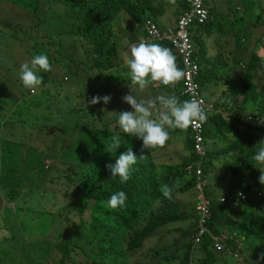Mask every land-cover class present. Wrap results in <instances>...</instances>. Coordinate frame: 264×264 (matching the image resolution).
I'll use <instances>...</instances> for the list:
<instances>
[{
  "label": "trees",
  "instance_id": "obj_1",
  "mask_svg": "<svg viewBox=\"0 0 264 264\" xmlns=\"http://www.w3.org/2000/svg\"><path fill=\"white\" fill-rule=\"evenodd\" d=\"M12 1L15 3L18 1L19 6L31 13L32 20H27L28 23L25 25L17 16V13L13 14V20L8 21L7 18L5 27L11 32V38H15L13 37L14 34L22 35L23 31H27L26 26H30L28 28L31 30L30 39L36 41L37 36L44 38L48 33V28H52V26L48 24H54L55 21L57 22V19H60L61 26H57V28H59L57 30V36L74 38V44L75 40L84 41L89 47V53L91 55V57H89L94 61V65L93 63L90 65L85 61L83 66H85L86 69L94 67V70L100 68V65H104L109 69L114 68L112 58H115L117 63L119 50L116 48L117 44L115 38L117 41L122 39L120 38L121 34L119 35L120 37H118V31L115 32V28L118 24L125 22L132 28L139 25L142 27L141 29H143L147 19H156L158 10V2L156 0H52L55 2L53 6L58 3L61 9L60 12L50 7L52 10L51 13L47 12V16H43V2L46 6H49L51 0ZM179 1L183 2V5H186V0ZM153 4H156V6H153ZM218 7V5H215L210 10L211 17L205 23H199L197 21L196 28L193 29L192 39L197 48V51H195V53H197L196 58L201 62V72L198 76L199 82L202 85H206L207 82L210 84L212 82V78L210 77L211 74H216L221 77V81L217 79L215 82L216 84L211 85L210 88L207 89V92L212 93V96L215 97L217 93H219L216 89L224 88L226 91L224 93V98L226 97V99H221L220 101L218 99L216 101L215 106L217 111L215 116L212 115L209 123V126L211 123L215 124L213 133L210 132L208 127V138L210 143L212 142L214 134L221 137L216 138V143L212 142V146L215 149H213L212 152L209 151L208 157L204 159V161H206L204 164L205 174L207 177L212 176L218 169L217 163L224 161V156L231 154L230 163L232 165H228L229 173H227V175H230L231 181H229L227 177H223L219 182L209 184L207 194L212 197L214 201L213 213H211L208 224L212 235H206L201 245L202 247L200 246L201 248L199 247V249L202 250L201 253L214 250L213 244L216 237L219 235L220 237L225 236L218 230L219 221L227 219L228 215L225 212L229 211L233 214V219L230 222L236 225L235 229L241 231V242L237 240L240 234L236 232V238H231V236H229L230 238L224 237L223 240L228 241L230 246L234 249H236L240 243L248 244L253 256H246L247 251L241 250L245 253L246 263L257 264V262H259V264H264V260H260V254L264 253V200L260 199L258 202H255V200H248L242 205H234L235 207L227 206L219 202V198L223 194L235 193L238 192L239 189L248 192L250 189V182H254L261 189H264V185L259 182V177L261 175L260 169L264 168V165L259 164L253 159V156L258 150L257 144L259 140H261V136H263L262 140H264V126L263 124L259 126L243 120V117H248L249 115L264 120V107H259L260 99L264 98V77L261 76V69L264 68V63H261L262 61L257 53L253 51L249 56V52L247 51L248 55L239 62H237L236 57H234L235 64L240 68L239 72H237L235 68H231L232 72H235L234 74H232V72L229 73L227 70L222 74V64L217 66L218 69H216V71H210L209 63L214 66L211 60H207L204 66V56L207 53L208 45L207 40L208 37L214 33L211 29L214 26H222L221 18L220 24H218ZM262 10L264 11V8H262ZM258 11L259 10L255 8L252 14H250L251 22L253 23L255 18H257L255 23L264 26V12ZM57 12L61 16L56 19L55 14ZM245 13L248 14L247 12ZM215 21H217V23H215ZM225 23L229 24L227 19ZM233 35L235 36L234 46L236 50L238 47L236 45L240 43V36L239 33L235 32ZM0 36L5 37L8 35L3 36L1 34ZM52 37L53 36L48 35L47 39L50 40ZM58 45L61 46V49L63 46L58 42H54L53 51L55 54L57 53V57L55 56L54 58L49 52H46L51 64L56 63L54 66H58V59L64 63L65 61L66 63L69 61L72 63L77 61V59H74L76 53L67 55L60 53ZM73 46H70V49H74ZM221 49H224V47ZM43 50L47 51L48 48L46 50L44 47ZM5 55L9 58L11 53L8 52ZM28 55V58L34 57L30 52H28ZM19 59L20 58H18V60ZM13 60L14 59L11 58V61ZM26 62L28 61H25V63ZM216 63H218V61H216ZM177 64L179 68H181L180 63L177 62ZM18 65L21 67L22 63H18ZM55 70L57 72L60 71L57 68H55ZM37 74L43 77V83L38 89H43L44 95L50 96L49 91L45 90V87H48V85L52 83V80H49L51 79L50 74L42 70ZM126 77L129 79L128 76ZM55 78H57V75ZM127 78H124V80H127ZM181 82L182 80L180 83ZM181 84H178V86H181ZM120 86H123V84L121 83ZM26 90L29 92V89ZM121 90L122 89L117 91L112 87L105 92L106 95L111 97L108 104H104L103 101H101L96 104V108L92 106L87 107L86 104V108H76V110H74L79 113V120L75 127V132H78L76 142L74 146L70 148L68 154L63 155L61 159L59 157L54 158V163L51 168L52 172L50 171L49 173L45 172L43 165V157H45V154L43 153L42 155V152L38 148L27 146V149H22L19 143L8 142L5 137H1V128H3L4 131V129L9 126V123H13L14 120H16L14 115L6 119V113L13 109L9 104L4 103V106L0 107V146H3V149H0V188L12 189V195L20 193L17 189L13 190L17 187L15 185V180H18L23 187H28L27 185L24 186V182L25 179L31 178L27 176H29V173L31 174V172H33L34 176L40 177L41 182L38 184H31L34 188L23 189H26V193L33 189H37L38 192L47 194L48 192L50 193V184H47V182L49 180H51L49 182H52L51 176L54 174V171L56 172L58 169L55 160L67 163L74 169L75 174L73 178L69 180L67 188H76L72 196V208L73 211H75V218L78 224L73 222V226L78 229L79 233L77 238L80 239H75L77 244L67 242L68 245L72 243V248L69 246L67 250L64 248L65 244L62 245L63 248L59 247L61 248L60 264H66L68 257L72 254L75 255L76 258H80V254L83 255L78 264H136L130 260V258L135 256L134 254L137 253L139 256L145 257L149 256V252H144V243L148 239L151 237H158L169 225H173L176 229L175 224L184 220H189L187 223L189 231H184L181 233V236L176 232V238L173 236L171 244L164 243L163 241L161 245L157 244L148 257V261H151L152 264H156L158 258H164L171 264L173 261H175V264H190L192 260L191 250L194 245L192 238L196 234L199 225V215L196 210L199 191L196 186V178L190 180L187 176L189 167L198 163L201 158L192 153V144H188L189 146L186 148L187 146H185L182 141H179L181 145L174 147L171 145L173 143L172 141L163 147L167 149V151H165L167 157L166 160L163 161L164 165L159 166L161 163L153 161L151 157V149H144L141 151L143 148V141L140 138L126 133H119V115L107 117L105 109L109 108V106H113ZM16 99L23 103L21 107L30 106L32 104L25 98H20L18 94ZM228 106L231 107L229 108ZM233 106L236 107L234 115L232 111ZM251 106L257 108L256 112L247 111ZM99 107L100 110L97 109ZM4 114L5 116L3 117ZM2 119L4 122H1ZM55 129H57L58 132H62L59 125H57ZM175 131L177 130L169 129V140H174L172 132L175 134ZM115 134L122 135L124 143L116 153L112 154L107 152V145L111 142L109 140L111 135ZM218 143L219 146H221L220 149L218 148ZM129 147H131L132 151L137 155L138 162L134 166L131 179L126 183H122L119 177L112 178L106 165L109 163L114 164L119 155L126 152ZM24 151H26L28 155L22 157L21 155ZM34 154H37V156L33 157L32 155ZM142 155L144 158L140 159L139 157ZM26 159L27 161L23 165L26 166L27 171L25 173L16 172L14 169V162L17 161L22 164ZM11 161L14 162L8 167ZM227 164L226 162V166ZM224 169H226V167ZM224 169H219V172L225 171ZM18 173L21 175L18 176ZM21 176L23 178L18 179V177ZM43 177L45 180L42 179ZM186 178L189 180H186ZM177 182L179 186L173 187L172 198H165L160 191V187L164 184L174 186ZM41 187H43V189H40ZM119 191H124L127 195L126 206L118 209H110L108 207V200L112 194ZM18 196H20V194L11 196V200L15 201ZM177 201L185 208L182 209L183 213H181V215L179 212H176V210L182 208L178 205ZM69 203H71V201ZM93 203L95 209H93ZM3 209L4 208L0 206V213ZM16 211L17 210L13 212L7 211L9 214L3 216L7 218L15 215L16 218L23 221L22 217L14 214ZM168 212L176 213L169 214ZM92 226H94L96 231L104 228H107V230L100 231L102 232L101 237L97 231L98 235L96 237V242H99L100 246L92 247L93 250H89V253L85 254L82 244L83 241L81 239L84 238L83 236ZM169 227L172 228V226ZM7 230H12L11 224L7 227ZM12 239H16V236L11 234L9 240L12 241ZM173 242L180 251L182 250L178 244L184 245L185 243L187 252L178 257H163V254L171 249ZM89 244L93 246L91 243ZM160 246L162 247L160 248ZM158 262L162 261L159 260ZM197 264H203V260L198 259Z\"/></svg>",
  "mask_w": 264,
  "mask_h": 264
},
{
  "label": "rangeland",
  "instance_id": "obj_2",
  "mask_svg": "<svg viewBox=\"0 0 264 264\" xmlns=\"http://www.w3.org/2000/svg\"><path fill=\"white\" fill-rule=\"evenodd\" d=\"M6 1H10V0H6ZM156 1L158 3H163V6L165 5L166 11L170 10V8H166V6L172 8L175 7V5H172V3L170 4L169 0H156ZM53 3L55 2L51 0L49 6H46L45 3L43 2L44 4L43 7L44 9L42 13L43 16L45 15L47 16V12L51 13L52 10L50 9V7L60 12L61 9L58 3L55 6H53ZM237 5H241L245 7L246 12L248 14H244L242 12L243 9L239 13H237L235 11ZM153 6H156V4H153ZM232 7L234 11L230 13L229 24L221 23V25L228 26L227 28L230 29L229 30L230 33H232L233 31L235 33H239L240 43L237 47V51L239 52L240 56H238L236 60L240 61L241 59H244V57L248 55L247 51L249 52V56L254 51L261 59L262 61L261 63H264V26L257 25V23H255L257 18H255L253 22L255 23L254 24L255 26H251L252 22L250 19V14H252L255 8L261 12H264L263 10H261V8H264V0H261L259 4H258V0H240V2H236L234 0ZM58 12L55 14L56 19L59 16H61ZM27 18H29V15ZM263 19H264V15H263ZM27 20L29 21V19ZM27 20L24 22L25 25H27L28 23ZM217 21H215V23H217ZM248 24H250V26H248ZM48 25L52 26V28L51 27L48 28L47 35L44 38L37 36L36 41L30 39L31 30L28 29L30 26H26L27 31L26 30L23 31L22 35L14 34L13 37L15 38L10 37L11 32L8 31L7 27L0 26V35L1 34L3 36L8 35L5 37L0 36V106H4V103L9 104L13 110L8 111L6 113L7 114L6 119L10 118L12 115H14L16 119L14 120L13 123H9V126H7L4 129V131L3 128H1L2 131L1 137H5L8 142L19 143L22 149H27V146L38 148L42 152V155L43 153L45 154V157H43L45 158V163L49 162V164H51L54 158L59 157L61 159L63 155L69 153L70 148L74 146L76 142V137L78 136V132H75V129L73 128L64 132L63 131L58 132V130L55 129L57 125L60 126L64 123L63 113L64 112L68 113L67 111L71 110L72 107L86 108L85 101L86 99H90L89 93L97 86V84L100 81L102 82V84L109 86V88L112 87L117 88L119 86L118 81L121 78H125L126 76H128L131 79L130 69L125 65L124 58L126 55L130 56V47L134 45L133 44L134 42H132V40L134 37L135 39L136 37L139 38V34L142 31L141 29L142 27L136 25L134 26V28H132L128 26V24L125 22L118 24V26L115 28V32L118 31L117 35L118 37H120L119 35L121 34L120 38L122 39H121V43H119V41H117L115 38L116 44L119 47V56L117 63L115 61V58H112L114 62L113 63L114 68L107 69L104 65H100L101 67L98 68L99 71L100 70L115 71V77L113 78L111 76H108V74L107 75L105 74L101 79L100 76L102 73L97 71V75H98L97 78V76H95L96 70H94V67L90 69H86L85 66H83L85 61H87L90 65H92V63L94 65V61L90 59L91 55L89 53V47L87 46V44L82 40L80 41L75 40V44H74L73 42L74 38L65 37V36L58 37L57 30L59 28H57V26H61L60 19H57V22L55 21L54 24L49 23ZM242 33H247L248 36L250 37V40L249 38L248 40H246L244 35L241 36ZM48 35L53 36L52 38H50V42L51 41L55 43L58 42L59 44L63 45L62 46L63 50L61 49V46L58 45V48L60 49V53H64L66 55L71 53L72 54L76 53L74 59H77V61L73 63L70 61L66 63L65 61L64 63L60 59H58L59 61L58 66H54L56 63L52 64L54 70L46 73L50 74V77L54 78L57 74L55 68H57L60 70L59 74L67 76L68 81L66 80L62 81L61 79H58L57 81H53L52 83L53 86L48 85V87H45V90L49 91L50 96H45L43 93V89H38L35 94H33L30 90L28 92L25 89L21 80L19 79L18 74L20 70L19 69L20 65H18V63L23 64L25 63V61H28L30 63L32 58H28L29 57L28 52H31L32 56L33 55L36 56L39 54H46V52H49L52 55V57L54 58L55 56L57 57V55L53 51L52 46H49L47 51H42L41 49H37L38 46L45 47L47 45L46 43L47 41H49L47 39ZM225 39L228 40V36L227 37L224 36V38H222V41H225ZM242 39L244 40V42L241 41ZM213 42H217L216 35L215 36L210 35L208 37V45H207L208 49L213 47L212 46ZM70 46H73L74 49H70ZM8 52L11 53V56L9 58H7L5 55ZM211 52L212 50L209 52V54ZM11 58H13L15 61L14 60L11 61ZM18 58L20 59L18 60ZM232 61H233L232 66L222 67V69L223 70L227 69V71L231 73L230 69L235 68L236 71L239 72L240 68L238 67L237 64H235L234 56L232 57ZM218 65H220L219 61L217 65L214 64L213 66L214 68H212V71H216V69H218L217 67ZM261 70H262L261 76L264 77V68ZM234 73L232 72V74ZM212 75L217 76L216 74H212ZM76 81H80V82H76ZM211 81L212 82L210 84L208 82L206 83L207 88L205 89V91H207V89L210 88L212 83H215L217 80L211 79ZM134 86L135 85L132 86V89ZM133 90L135 91L137 97L140 99H145L146 97L150 96L147 91H140L139 89L137 90L133 89ZM12 93L15 95H13ZM17 94L18 96H20V98H25L29 103L32 104L30 106L21 107L23 103H21V101H18L16 99ZM204 95L207 97L209 101H211L212 103H216L217 97L216 96L213 97L212 93L204 92ZM113 106H111V108H113ZM93 107L96 108V105H93ZM251 107H249L247 111L256 112L257 108L256 107L251 108ZM259 107H264V98L260 99ZM97 109L100 110V108ZM232 111L234 112L233 113L234 115L236 111L235 106H233ZM110 115H111L110 112L107 113V117ZM213 115L215 116V114ZM4 116L5 114L3 115V117ZM2 121L3 119L1 120V122ZM214 125H215L214 123H211L209 126V130L211 133H213V127H215ZM187 137H188L187 134H183V138H187ZM262 139L263 136H261V140ZM261 140H259V142ZM215 141H216L215 137H212V142ZM0 149L2 150L3 146H0ZM26 155H28V153L24 151V153H22L21 156L25 157ZM32 156L36 157L37 154H34ZM27 159L22 164L17 161L15 162L13 161L14 169L16 170V172L25 173L27 171L26 166L23 165L25 164ZM13 162L11 161L8 167H10ZM55 163L57 164L58 169L56 172L54 171V174L51 176L52 182H49L51 180L47 182V184H50L49 185L50 193L48 192L47 194H42L38 192L37 189H35L36 190L35 192L37 193V197L39 198L35 201L37 206L33 207L34 212H30L33 209L31 207L24 206L23 204H21L19 206V209L17 208V211L15 212L17 216L23 218L24 223L18 221L19 224L22 225L25 224L26 228H28L29 226L27 220H29L30 217H36L37 219L35 226L39 227L40 230L43 232V234L40 236H34L30 233H26L21 237L18 235V238L20 240L19 241L20 245L16 247H18V250L23 251V254L16 255L13 252H15V250L17 249L13 248V246L9 247L7 245L5 248H3V253H2L3 255H5V261H4L5 264H55V262H53L55 258L57 259V261H60L61 248H63L62 247L63 244H65L64 248L66 250L69 248V246L72 248V243L77 244V241L75 239L77 238L79 232L78 229L75 226H73V222L76 224L78 223L75 218V211H73L72 208L73 206L72 196L76 188L75 187H72L71 189L67 188V184L69 180L73 178L75 174L74 169L71 166H69L67 163L61 162L60 160H55ZM217 165H219L222 169L225 168L223 162L222 163L218 162ZM50 171L52 172L51 169L45 170L46 173H49ZM219 174L220 172L217 175ZM17 175L20 176L21 174L18 173ZM27 177H31L27 179L24 178L25 179L24 186L27 185L28 187H23L20 184V182H18V180H15V185L17 187L13 190L17 189V191L20 192V196L17 197V200L26 193L25 192L26 189L23 188H34V186L31 184H38L39 182H41L40 177L34 176L33 172H31V174L29 173V176ZM212 177H214V174H212ZM19 178H23V177L21 176L18 177V179ZM42 179L45 180L44 177ZM186 180L189 179L186 178ZM40 189H43V187H41ZM2 191L3 189L0 188V192H1L0 196L4 195L3 198L5 202L9 201V204H15V201H12L11 197L7 196V194L5 193H2ZM31 200L33 199L31 198ZM70 201L71 203H69ZM10 206L11 207H9V209L10 211H12L14 206L13 207L12 205ZM6 209L7 208L4 207V209L0 214L8 215L9 213L6 211ZM93 209H95V206L93 207ZM103 230H107V228L97 230L100 237L102 236L101 235L102 232L100 231ZM25 231L28 232L29 229H25ZM97 231L96 229H94V226H92V228H89L88 231L85 233V235L83 236L84 238L81 239L83 241L82 244L85 254H88L89 250H93L92 247L100 246V243L96 242V237L98 235ZM175 231L176 230L173 229H166L158 237H154L153 239H151L147 243L144 252L148 253V250L150 251L151 248H154L157 244L161 245L162 241L164 243L171 244V240L173 239V236L176 238ZM13 232H14L13 230H9L7 235L10 237L11 233ZM234 232L238 234L241 233V231L235 228H234ZM240 237L241 234L237 237V240L239 242H241ZM67 242H72V243L68 245ZM89 243H91V245L93 246H90ZM245 245H246L245 243L243 244L240 243L239 247L243 248ZM161 247L162 246H160V248ZM171 252L173 255L176 256L182 254V252L179 250L177 245L171 247ZM80 255L81 257H83L82 254ZM137 255H135L132 258L133 261L144 262V264H152L151 261H148L149 256L145 257V256H139V254ZM209 256L211 257V260L213 259L216 261L214 264H242L238 259H235L233 256H230L228 254L215 253L214 250H211L209 252ZM81 257L76 258L75 255L72 254L70 255V257H68V262H66V264H78ZM163 257H165L164 254ZM157 260L158 261L161 260L163 264H171L168 260H165L164 258H158ZM156 264H158V262ZM172 264H175V261H173ZM203 264H207V263H205L203 260Z\"/></svg>",
  "mask_w": 264,
  "mask_h": 264
},
{
  "label": "clouds",
  "instance_id": "obj_3",
  "mask_svg": "<svg viewBox=\"0 0 264 264\" xmlns=\"http://www.w3.org/2000/svg\"><path fill=\"white\" fill-rule=\"evenodd\" d=\"M223 1L224 0H221L218 3L208 4V10L210 13V17H211L210 10L215 5L220 6L223 3ZM233 1L234 0H230L228 3V6L232 8V12L234 11L232 7ZM235 1L240 2V0H235ZM169 2L172 4H175L176 6L181 1L169 0ZM181 3L182 5L177 9L176 18L173 21L174 22L173 25L162 28V26H160L159 23L157 22L158 16L156 17V19L150 18L147 20H152L155 23H157V25L160 26L161 30H167L168 27L175 30L178 26V22L182 14L189 10L188 0H186V5H183V2ZM238 6L242 7L243 10L241 8L237 9ZM166 8L172 9V7H169V6H166ZM241 10L245 14L246 12L245 7L241 5H237L235 8V11L239 13ZM147 20L145 21L144 26ZM196 25H197V22L195 20L194 23L191 24V26L188 28V32L190 34L191 42L193 45V60L198 62L201 68V62L196 58L197 56V53H195V51H197L196 44L192 39L193 29L196 28ZM144 26H143L142 31L139 34V38L136 37V41L138 44L132 45L130 47V56L126 55L124 58L125 65L130 69L131 83L132 85L138 86L140 91H144L146 88L149 87V85H153L161 89L167 90L170 95L160 94L156 96L155 98H151V99H140L137 97L136 94L135 95L129 94V95L124 96L123 97L124 101L127 104L131 105V108L134 111H123L119 113V118H118L119 133H126L129 135L135 136L137 138H140L143 141V148L141 150L143 151L144 149H154V148L165 147V145L170 139L169 129L180 130V131L188 130L190 132L191 139H192V145H193L192 153L200 157L201 160L195 165H191L193 166L194 169L192 172L188 171V176L190 177L191 180L193 178H196L197 180L196 186L198 189V177H197L196 171L199 168H201L204 171L203 179L207 183L204 189L205 200H202L201 191L198 189L199 195H198V202H197L196 210L199 215V225H198V230L196 234L192 238V240L194 241V245L192 246V250H191L192 260L190 262V264H196L195 259H194L195 254L199 253V250H200L199 247L202 245L206 235L207 234L212 235L211 230L208 227V224H209V220L211 217V213H213L214 201H213V198L208 196L207 194V189L209 187V181H208V178L204 170V164L206 162L204 161V159L208 157V153H209V150L207 147L209 123H210L212 115L216 113L217 108L215 106V103H212L211 101H209L207 97L204 95V92H207L205 91L206 85L205 84L202 85L199 82L198 77H197V83L200 85L202 97L206 100V103L209 105L210 110L208 112L205 111V107L203 105L202 100H198L196 98L188 100L186 97L182 96V92L184 89V77L186 73L182 70V59L180 55L178 54L177 50L173 47L171 43L146 42L145 41L146 30ZM241 41L244 42L243 39ZM53 46H54V42L52 44V47ZM207 53H208V48H207ZM207 53L204 56V63L207 61V58H206ZM177 62L180 63L181 68H179ZM106 68L109 69L108 67ZM41 70L44 72H51L54 70L53 65L50 63L49 58L46 54L36 55L31 59L30 63L29 62L23 63L20 67L19 74H18L19 79L21 80L23 86L26 89H29L33 94L36 93L37 89L43 83V77L37 74ZM95 70L97 71L99 69L97 68ZM106 72L108 76L114 75L115 77V73H114L115 71H106ZM200 72H201V69H200ZM121 80H124V78H121ZM181 80H182L181 82L182 84L180 83ZM178 84H181V86H178ZM90 93H92V90ZM110 100H111V97L108 95H105L102 97L97 95L93 97L89 102L92 105H96L100 103L101 101H103L104 104H108ZM67 112L68 113L64 112L66 114L63 113L64 123H65L66 115L78 114V120H79V113L70 112V111H67ZM249 116H253V115H249ZM248 117H243V120L249 122L247 120ZM259 120L261 121V123L255 124V125L261 126L263 124L264 126V120L263 119H259ZM64 123L59 126L60 129L64 125ZM204 123H205V126H204V139L205 140L203 144L204 154H201L196 149L195 138L192 133L191 127L195 129V128L202 126ZM75 127H72V128L75 129ZM70 129H66L64 131H67ZM109 140L111 142L107 145V152L112 153V154L116 153L117 150L124 143L123 137L120 134L111 135ZM257 147H258V150L256 154L253 156V159L259 164L264 165V140H261L257 144ZM139 158L143 159L144 156L142 155ZM53 160L51 164H49V162L45 163V158H44L43 163L45 164L43 165H44L45 170H50L52 168V165L54 163ZM137 162H138L137 155L132 151V148L129 147L126 152L119 155L118 159L116 160L114 164L109 163L106 165V168L111 173L112 178L119 177L122 183H126L127 181L131 179L134 166L137 164ZM260 171H261V175L259 177V182L262 185H264V168L260 169ZM190 174L193 175L194 177L191 176ZM178 186H179L178 182L174 186H169L167 184H164L160 187V191L165 198L171 199L172 194H173V187H178ZM249 186H250V189L248 192L243 191V189H239L238 192L221 195L219 198V202L227 206L235 207L234 205H230L227 202H223L222 199L228 198L234 194L238 196V193L240 192H243L248 196L247 200L244 201V203L247 202L248 200L250 201L255 200V202L260 201V199L264 200V196L257 195V193L264 194V189H261L254 182H250ZM254 188H257V192L253 191ZM126 201H127L126 193L124 191H119L111 195L110 199L108 200V207L110 209L123 208L126 206ZM200 203L210 210V216L208 217V221L205 224L206 234L203 236L202 242L200 244H196L195 238L201 233V222L203 218V213L199 209ZM242 204H238V205H242ZM175 234H176V231H175ZM226 236L227 238H230L229 236H231V238L237 237L235 232H232L230 233V235H226ZM153 238L154 237H151L144 243V246H145L144 250L146 249L147 243ZM219 241L227 244L228 247L233 249L234 253H237L239 255V258H235V259H238L241 263L246 264L245 254L240 252L237 249H234L232 246H230L228 241L216 239L213 244L214 245L213 249L216 251V253L227 254L224 252L217 251L216 244ZM184 245L186 244L184 243ZM154 248H151L150 251L148 250L149 256L151 252H153ZM185 248L187 249V246H185ZM164 255L168 257L176 256L172 254L171 249L168 252H166ZM132 258H130V260L133 263H136V264L144 263V262H139V261H133ZM260 260H264V253L260 254ZM56 261L57 259L55 258L53 262H55V264H60V261H57V262ZM67 262H68V259H67ZM158 264H163V263L158 262ZM257 264H259V262H257Z\"/></svg>",
  "mask_w": 264,
  "mask_h": 264
},
{
  "label": "crops",
  "instance_id": "obj_4",
  "mask_svg": "<svg viewBox=\"0 0 264 264\" xmlns=\"http://www.w3.org/2000/svg\"><path fill=\"white\" fill-rule=\"evenodd\" d=\"M229 1L228 0H224L223 3L218 7L219 8V10L217 11L218 18H219L218 24H220V18H221V23L222 24H226L225 23L226 19L228 20V22L230 21V13H232V8L229 7L228 4H227V3H229ZM259 2L260 1H258V4H259ZM172 5H175V4H172ZM181 5H182V3L179 2L178 5H176L172 9L166 11L165 10V5L163 6V3H158V5H157V8H158V11H157V16H158L157 22L159 23L160 26H162V28H165L167 26H171V25L174 24L173 21L176 18L177 9ZM238 8L243 9L240 6H238L237 9ZM11 10H13V11H11ZM261 10H262V8H261ZM9 11H11V12H9ZM16 13L18 14L17 16L20 18L21 22H25L27 19H29V21L32 20L31 13L27 12L25 9H23L21 6H19L18 5V1H17V3H15L12 0H10V1L0 0V26H5L6 25L5 22H7V18H8V21L13 20L14 19V15L13 14H16ZM19 14H20V16H19ZM28 15H29V18H27ZM161 22H162V25H161ZM248 26H250V24H248ZM251 26H254V24L252 25V23H251ZM227 27L228 26H214L211 29V31H214V33L211 36H215L216 35L217 36V42H213L212 43L213 47L208 49V53H207V57H206L208 61L211 60V62H213L215 65H217L216 61L221 62L220 64H222L223 67L232 66L233 65L232 57L234 56V57L237 58L238 56H240L239 52L237 51V49L235 50V46H234V41H235V36L233 35L234 31L232 33H230L229 32L230 29H228ZM233 28H234V26H233ZM242 35L245 36L246 40H248V38L250 40V37L248 36L247 33H242L241 36ZM224 36L225 37L228 36V40L225 39V41H222V37L224 38ZM135 41H136V39L134 37L133 40H132V42H134L133 44H138L137 41H136V43H135ZM230 41H231V43H230ZM119 43H121V40L119 41ZM46 44L47 45L45 46V48L47 50V48L49 46H52L53 41L50 42V40H49V41H47ZM236 46H238V45H236ZM223 47H224V49H221ZM43 48L44 47H39V46L37 47V49H41L42 51H44ZM116 48L119 50L118 46H116ZM211 50H212V52L209 54V52ZM30 54L32 55L31 52H30ZM56 55H57V53H56ZM237 62H239V61H237ZM206 63H207V61L204 63V66H205ZM212 68H214V67L209 63V70L211 71ZM224 70H227V69H224ZM224 70L221 69V73L222 74L225 72ZM97 71L102 73L101 76H100L101 79H102L103 75L107 74L106 71H99V70H97ZM97 71H95V76H97V78H98ZM231 72H232V70H231ZM59 73L60 72H57V74H56L57 78H55V77L52 78L51 77V79H49V80H52V83H53V81H57L58 79H61L62 81H64V80L68 81L67 76L59 74ZM112 76L114 77V75H112ZM210 77L213 80H217L218 79V80L221 81V79H220L221 77L220 76H213L211 74ZM76 82H80V81H76ZM52 83H50L49 85L53 86ZM118 83H119V86L117 88H114V89L117 90V91L120 90V89H122V90L120 91L119 96L115 99V102L113 104L114 105L113 108H111L109 106V108L105 109L106 113H109V112L111 113V115L108 116V117H115V116L119 115L118 114L119 112H123V111H134L131 108V105L127 104L124 101L123 97L126 96V95H129V94L135 95V91L133 89H135V90L139 89L138 86H134L133 89H132L133 85L131 83V79H128L127 81L120 79L118 81ZM121 83L123 84V86H120ZM213 84H216V83H212V85ZM97 87H98V90H97ZM108 89H109V86H106V85L102 84V82L100 81L98 83V85L92 90V93L91 94L89 93L90 99H86L85 105L87 104V107L88 106H92L93 107V105L89 101L93 97H95L97 95H99L101 97L105 96L106 95L105 92H107ZM216 90L220 92V94L217 93V95H216L217 100L219 99V101H220L221 99H223V100L226 99V97L224 98V96H225L224 93L226 92L224 89L218 88ZM144 91H147L149 93V95H150V96L146 97L145 99L155 98L156 96H158L160 94L170 95L167 90L161 89V88L153 86V85H149V87L146 88ZM85 105H83V106H85ZM228 107L230 108L231 106H228ZM74 110H76V107H72V109L69 110V111L70 112H75ZM213 131H214V128H213ZM173 132H172V134H173L172 137L174 136V140L173 139L169 140L167 142V144L173 141V143L171 145L176 147L177 145L180 146L181 144H179V141H182V143H184L185 146H187L186 148H188V146H189L188 144H192L191 135H190V132L188 130L187 131L177 130V131H175V134ZM183 134H187L188 137L187 138H183ZM214 137H215V140H216V138H220L221 136H218V135L214 134ZM214 143H216V141ZM207 147H208L210 152H212L213 149H215L212 146V142L211 143L209 142V138H208V141H207ZM220 147L221 146H219V143H218V148L220 149ZM165 151H167V149H164V148L151 149V157H152L153 161L161 163V164H159V166L164 165L163 161H165L166 157H167L166 156L167 154H166ZM0 157H1V155H0ZM230 158H231V154L224 156V158H223L224 161H220V163H222V162L224 163V165L226 167V169H224L225 171H222V172H220L219 175H217L219 173V169L220 170L222 169L219 165H217L218 169L213 173L214 177H212V176L207 177L208 181H209V184L210 183H217L223 177H227V179L229 181H231L230 175H227V173H229L228 165L229 164L232 165L230 163ZM226 162L228 163L227 166H226ZM231 169H232V167H231ZM0 170H1V168H0ZM187 177L190 179L189 176H187ZM222 187H223V184H222ZM11 190L12 189H3L2 193L7 194V196H10V195L11 196H15V195H19L20 194V193H17L15 195H12L11 194ZM35 191L36 190L33 189L32 191H29V192L25 193L18 200L16 199L17 201L15 200V204H9V201L5 202V200L3 198L4 195H2V196H0V206L3 207V208L6 207L7 208L6 211L10 212L9 207H11L10 205H12V207L14 206L13 210L11 209L12 212H13L14 210H17V208L19 209V206L21 204H23L24 206L31 207L33 209L30 212H34V208L33 207L37 206L35 201L39 198V197H37V193ZM49 191H50V189H49ZM31 198L33 200H31ZM177 203L182 208L176 210V212H179V214L181 215V213H183L182 209L184 207L178 201H177ZM176 212H168V213L170 214V213H176ZM227 212H225V213L228 215V218L220 220L219 221L220 222L219 223V228H218V230L225 235L224 236L225 238H227L226 235H230V233L234 232V228H236V225L234 223L230 222L233 219V217H232L233 214H231L229 211H227ZM36 219H37L36 217H30V219L27 220V223L29 224V226H28V228H26L25 224H23V225L19 224L18 221H21V220L16 218L15 215H13L12 217H7V218L5 216H3V215H0V264H5L4 263L5 255H3L2 253H3V248H5L7 245L9 247L13 246V248L17 249V250H15V252H13L16 255L23 254V251L18 250V247H16V246L20 245V242H19L20 240L18 238V235L21 237V236H23L26 233H30V234H32L34 236H40V235L43 234V232L40 230V228L35 226ZM21 222L24 223L23 221H21ZM188 222H189V220H184V221H181V222H177L175 224L176 229L174 228L173 225H169L168 224L169 226H172V228L167 226V229L176 230L178 232V235L181 236V233H183L184 231H189V226L187 225ZM10 224L12 226L11 229L14 231L11 234L13 236L14 235L16 236V239H12V241L9 240L10 237L7 235V233L9 232V230H7V227L10 226ZM30 228H31V230H30ZM25 229H29V231L26 232ZM224 237H220V235H219V236L216 237V239L223 240ZM173 245H174V242H173ZM174 246H176V245H174ZM178 246L182 250L181 251L182 254L187 252V250L185 249L186 245L178 244ZM244 248H246V249H244ZM236 249L239 250L240 252H242L241 250L247 251V255L246 256H248V255H252L253 256V253H251V248H250V246L248 244H246L243 248H240L238 246ZM201 252H202V250H200L199 253L195 254V258L194 259H195V263L196 264H197L198 259L199 260H204V262L207 263V264H214L216 262L213 259L211 260V257L209 256V252H206V253H201ZM215 253H216V251H215ZM182 254H180V255H182ZM141 264H144V263H141Z\"/></svg>",
  "mask_w": 264,
  "mask_h": 264
},
{
  "label": "built area",
  "instance_id": "obj_5",
  "mask_svg": "<svg viewBox=\"0 0 264 264\" xmlns=\"http://www.w3.org/2000/svg\"><path fill=\"white\" fill-rule=\"evenodd\" d=\"M220 1L221 0H188L189 10L182 14L175 30L170 27H168L167 30H161L160 26H158L157 23L152 20H147L144 26L146 30V42H168L171 43L177 50L182 59V70L186 73L184 77V89L182 96L186 97L188 100L193 98L202 100L206 112L210 110V107L206 103V100L202 97L200 85L197 83V77L201 68L198 62L193 60V45L188 28L194 23L195 20L199 23H205L210 17L208 4L218 3ZM247 120L252 124L261 123V121L254 116H249ZM204 126L205 123L195 129L191 127L195 138L196 149L201 154H204ZM193 169V166H191L189 171L192 172ZM196 173L198 177V189L201 191L202 200H205L204 189L207 183L203 179L204 171L203 169L199 168ZM253 191L257 192V188H254ZM257 195L264 196L263 193H257ZM247 197L248 196L245 193L240 192L238 193V196L234 194L228 198H223L222 200L223 202H227L230 205H238L244 203V201L247 200ZM199 209L203 213V218L201 222V233L195 238L196 244H200L202 242V238L206 234L205 224L207 223L208 217L210 216V210L201 203ZM216 249L218 252H224L234 256V258H239V255L234 253L232 248L220 241L217 242Z\"/></svg>",
  "mask_w": 264,
  "mask_h": 264
},
{
  "label": "water",
  "instance_id": "obj_6",
  "mask_svg": "<svg viewBox=\"0 0 264 264\" xmlns=\"http://www.w3.org/2000/svg\"><path fill=\"white\" fill-rule=\"evenodd\" d=\"M78 121V114H73V115H66L65 116V123L61 127L62 131L66 129H70L72 127H75Z\"/></svg>",
  "mask_w": 264,
  "mask_h": 264
}]
</instances>
